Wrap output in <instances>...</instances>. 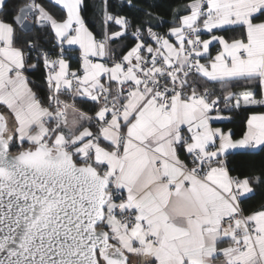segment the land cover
<instances>
[{
  "label": "snow or ice",
  "instance_id": "snow-or-ice-1",
  "mask_svg": "<svg viewBox=\"0 0 264 264\" xmlns=\"http://www.w3.org/2000/svg\"><path fill=\"white\" fill-rule=\"evenodd\" d=\"M51 3L61 18L29 0L11 22L0 19V264H137L129 254L139 264H209L221 254L222 264H264V204L243 207L264 179L229 168L230 157L264 153V112L247 116L239 139L212 126L231 119L225 111L264 107L249 86L264 92V0H189L167 32L137 27L123 55L110 43L130 20L107 0L101 39L84 0ZM45 28L56 59L31 37L18 44V30ZM65 45L79 46L78 68ZM33 52L47 103L25 76ZM198 80L219 83L222 98Z\"/></svg>",
  "mask_w": 264,
  "mask_h": 264
},
{
  "label": "trees",
  "instance_id": "trees-1",
  "mask_svg": "<svg viewBox=\"0 0 264 264\" xmlns=\"http://www.w3.org/2000/svg\"><path fill=\"white\" fill-rule=\"evenodd\" d=\"M26 0H6L4 7L0 9V18L5 21L11 22L15 13ZM37 3L43 4L53 15L58 19L61 18L64 13L61 9L51 3V0H36ZM189 0H132V7L128 6V0H107L108 10L113 15H125L130 20V26L128 28L127 35L123 39H118L110 43V47L118 53L123 55L128 48L135 44V40L132 37V33L141 24L144 27H153L154 31L164 33L174 26V19L178 21L179 16L187 14L184 10L185 5ZM149 5L151 7L149 8ZM84 11L82 15L85 18L86 25L89 30L94 33L97 39L103 38L105 26L103 22V8L104 0H84ZM143 9V11L141 10ZM144 11H151L152 16L147 17L144 15ZM119 30L114 25H109V31ZM146 34V33H145ZM225 35L227 38H239V31L218 33ZM18 37H20L18 44H23L26 40L31 37L33 42L38 45V50H43L49 53L51 59H55L59 54L60 47L58 44H54L56 41L54 34L51 33L50 29H33L30 33H23L17 31ZM215 45L212 46V53L215 52ZM79 51L65 49V59H67L71 65V68L79 67ZM35 64L34 68L28 67V65ZM25 75L30 82V87L36 92L38 98L43 102L47 103V84L45 81L46 70L44 68L43 61L36 60V52L32 53L31 58L27 61ZM197 84L199 90L202 92L204 89L211 91V98L223 96V89L219 83L207 82L205 80H198ZM246 82L241 81L232 90L241 91L245 86ZM256 92L257 97L260 96V89L255 85H249ZM76 107H79L88 114H93L95 108L89 103H82L77 100ZM91 109V111H90ZM264 111L262 106H251L248 109H240L231 112H223L231 117L230 120L221 121V125L224 129H230L235 134L234 137H240L243 134L246 127L247 116L252 112ZM182 159H185L183 153H181ZM187 162V161H186ZM229 168L232 169L231 175L233 176H250V177H261L264 173V153H256L253 155H237L229 158ZM256 187V195L250 200L244 202L243 207L246 212H251L259 208L260 205L264 204V184L254 185ZM129 260L136 261L137 257L129 254Z\"/></svg>",
  "mask_w": 264,
  "mask_h": 264
},
{
  "label": "crops",
  "instance_id": "crops-1",
  "mask_svg": "<svg viewBox=\"0 0 264 264\" xmlns=\"http://www.w3.org/2000/svg\"><path fill=\"white\" fill-rule=\"evenodd\" d=\"M6 1V0H5ZM1 19V18H0ZM216 34H218V33H216ZM203 38H208L207 36H204ZM64 48L65 49H67V50H78L79 51V46L78 45H73V46H67V45H65L64 46ZM215 52L214 53H212V55H215V53H216V51L218 50V45H215ZM202 62H204V61H202ZM74 69H76V68H74ZM26 76V75H25ZM30 86V85H29ZM262 95H264V92H262L261 90H260V96L259 97H257V98H260ZM62 98L64 99L65 97H63L62 96ZM68 100L70 101V102H72V100H71V98L69 97L68 98ZM80 109V108H79ZM81 110V109H80ZM82 111V110H81ZM261 112H264V111H261ZM94 114V113H93ZM214 114V113H213ZM251 114V113H250ZM223 115L224 116H228L227 114H224L223 113ZM71 119H73V114H72V112L71 111H69V120H71ZM246 121H247V119H246ZM213 127H221V128H223L222 127V125H221V121H214L213 122V125H212ZM224 129V128H223ZM225 131H228V129H224ZM230 130V129H229ZM245 130H246V127H245ZM244 130V131H245ZM243 135V134H242ZM242 135H240V137L242 136ZM240 137H234V139H239ZM181 159H182V157H181ZM227 246V242H225L224 244H221L219 247H226ZM133 255V254H132ZM136 257V256H135ZM139 260H140V258L139 257H137V261H138V263H139ZM222 261H223V256H222V254L221 255H217L215 258H210V261H209V264H222Z\"/></svg>",
  "mask_w": 264,
  "mask_h": 264
},
{
  "label": "built area",
  "instance_id": "built-area-1",
  "mask_svg": "<svg viewBox=\"0 0 264 264\" xmlns=\"http://www.w3.org/2000/svg\"><path fill=\"white\" fill-rule=\"evenodd\" d=\"M28 2H29V0H26L22 5H20L19 9L17 10V12L15 13L14 16H16V15H20V14H21L20 9L23 8ZM31 19H32L31 17H28V19L26 20V25L31 23ZM54 44H58L57 41H55ZM60 51H61V49H59V52H60ZM79 54H80V53H79ZM56 58H57V57H56ZM56 58H55V59H56ZM79 64H80V55H79ZM209 93L211 94V91H209ZM61 98H62V97H61ZM62 99H63V98H62ZM68 101H69V100H68ZM69 103H70V101H69ZM219 107H220V108H224V107H225V105H224L222 99H221V103H220ZM225 112H228V111H225ZM89 115H92V114H89Z\"/></svg>",
  "mask_w": 264,
  "mask_h": 264
},
{
  "label": "rangeland",
  "instance_id": "rangeland-1",
  "mask_svg": "<svg viewBox=\"0 0 264 264\" xmlns=\"http://www.w3.org/2000/svg\"><path fill=\"white\" fill-rule=\"evenodd\" d=\"M70 103H72V102H70ZM78 109H79V107H77ZM83 111V110H82Z\"/></svg>",
  "mask_w": 264,
  "mask_h": 264
}]
</instances>
